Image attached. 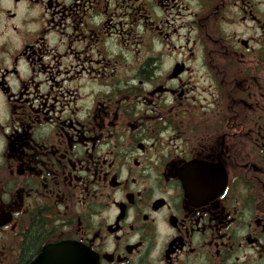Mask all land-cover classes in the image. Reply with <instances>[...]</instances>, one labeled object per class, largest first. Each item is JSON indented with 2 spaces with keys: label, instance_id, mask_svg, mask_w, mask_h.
<instances>
[{
  "label": "flooded vegetation",
  "instance_id": "obj_1",
  "mask_svg": "<svg viewBox=\"0 0 264 264\" xmlns=\"http://www.w3.org/2000/svg\"><path fill=\"white\" fill-rule=\"evenodd\" d=\"M13 2L41 5V0ZM193 3L201 6L199 12L189 11L185 0H46L45 26L31 43H24L21 38L19 54L27 61L33 77L37 73L46 76L50 85L47 92H42L46 81L30 78L32 86L22 84L21 91L11 93L9 99L13 112L23 113L27 106L35 120L55 118L59 121L60 143L64 147L62 150L44 149L35 143L29 144L30 138L22 124L20 133L9 145L10 154L21 162L15 165L13 172V166L0 160V195L8 196L5 205L0 204V264H33L45 248L65 242L88 249L91 264H95V256L102 257L100 264H121L126 257L114 255L113 260H108L107 256L113 254L98 251L97 235L88 233L85 221L69 209L76 200L94 199L98 187L116 186V178L109 172L112 164L95 155L103 137L111 141L123 130L135 133L148 125H151L150 134L156 135L166 130L161 121L171 125L172 133L165 144L152 147H168L174 152L163 174L165 178L168 175L179 178L183 197L178 205L182 218L178 215L172 219L179 221L178 227L187 223L185 236L188 231L207 234L204 247L211 264H227L233 257L236 264H240L236 253L245 248L250 249L252 255L243 264H264V51L249 50L248 40L240 41L241 50L233 51L231 42L224 39L218 27L219 20L231 24L238 17L241 23L254 24L264 33V14L258 12L252 0H239V4L237 0H193ZM186 12L193 19L177 25L176 21ZM92 15L103 19L94 25ZM185 27L189 31L181 48L194 63V49L201 43L203 65L208 71L201 75L199 67L176 64L175 68L195 75H190L179 89L155 88L144 97L146 106L152 107L163 92H169L173 104L166 111L131 121L123 111V104L132 99V95L117 92L118 98L111 105H97L91 127L86 128L78 121L60 120L65 93L59 89L64 88L71 96L68 83L75 84L83 75L89 80L98 77L103 82L109 75L114 77L119 66L124 71L136 70L138 75L147 77L154 59L152 40L170 42ZM69 28L70 33L66 31ZM12 32L18 34L19 29L13 28ZM53 34L64 38L65 50L52 57L53 64H48L44 59L50 55L47 37ZM109 40H113L118 49L113 59H109L104 50ZM77 44L82 48L77 49ZM170 46L176 49L175 44ZM5 51L6 45L0 41V53ZM125 54L131 57V63L126 62ZM69 58L75 64L65 67L63 61ZM10 71L18 76L17 67ZM169 78L179 79L175 69ZM204 80L209 81L206 86L200 83ZM213 83L217 96L210 99L209 89ZM197 91L205 94L204 102L198 95H190ZM0 93L8 94L3 87ZM35 101L39 103L33 106ZM209 103L214 107L209 108ZM157 106H163L162 101ZM86 131L89 134L86 135ZM198 134L200 139H197ZM77 146L83 151L74 159ZM89 147L92 152L88 151ZM137 147L143 152L147 146L138 144ZM136 163L138 166L139 162ZM233 176L237 178L235 183ZM199 183L202 186H198ZM241 187L249 190L247 198L239 191ZM225 191L228 196L223 195ZM236 198L252 210L250 231L243 237L242 244L227 230L238 223L237 210L230 203V199ZM196 208H199L198 215L194 213ZM12 211L19 214L11 215ZM65 218L68 230H65ZM32 235L39 237L25 258ZM188 243L178 236L169 244L168 251L185 249L195 256L197 249L188 247ZM134 255L135 252L128 253V256Z\"/></svg>",
  "mask_w": 264,
  "mask_h": 264
},
{
  "label": "clouds",
  "instance_id": "obj_2",
  "mask_svg": "<svg viewBox=\"0 0 264 264\" xmlns=\"http://www.w3.org/2000/svg\"><path fill=\"white\" fill-rule=\"evenodd\" d=\"M252 2L258 12L264 14V0H252ZM185 3L189 5V11L199 12L201 10V6L198 3H193V0H185ZM237 4H239V0H237ZM45 8L46 0H41V5L36 6H29L23 2L14 3L13 0H0V32L3 33L0 36V41L6 45V51L0 53V81H6V84H0V87L7 89L8 92L7 95L0 93V153H6L0 155V160L13 166V172L15 165L19 164L21 160L10 154L9 145L20 133L22 124L24 133L27 132L30 138L29 144L35 143L38 146H43L44 149L55 147L62 150L64 147L60 143L62 136L60 135L59 121L55 118L35 120L27 110V106L23 113L13 112V103L9 99L11 93L21 91L22 84L31 87V79L46 81L41 88L42 92H47L50 85L46 76L37 73L33 77L27 61L19 54L22 47L21 38L24 43H31L34 38H38L41 28L45 26L44 20L48 16L47 11H44ZM41 14L43 18H41ZM157 14L161 13L157 12ZM102 19V16L92 15L91 23L99 24ZM191 19L193 17L186 12L176 23L177 25L184 24ZM218 27L224 39L231 42L233 51L241 50L240 41L243 40H248L251 46L249 50L254 48L258 53L264 51V33L256 25L249 24L247 21L241 23L237 17L236 22L231 24L219 20ZM13 28L19 29V33H13ZM66 31L70 33L71 29H66ZM188 31L187 27L181 28L179 33L167 43L159 38L152 40L151 54L154 59L150 75L147 77L138 75L136 70L124 71L123 67L119 66L116 69V75L114 77L109 75L103 82H100L98 77L89 80L87 75H83L75 84L68 83L67 90L72 91L71 96L67 95L64 88L59 89V92L65 93V99L61 101L64 104V111L60 114V120L78 121L86 128L91 127L93 113L97 105L99 103L111 105L118 98L117 92L121 95H132V99L123 104V111L127 114V119L131 121H138L142 116L166 111L167 107L173 104V96L169 92H163V96L152 107L146 106L144 97L155 88L179 89L183 82L189 80L190 75H195V73L190 74L175 68L176 64L183 63L187 68L199 67L201 75L208 71L203 65V45L201 43L198 42L194 49L196 53L194 63L193 60L187 58L186 51L181 48ZM250 37H255V39H250ZM47 41L50 55L44 59L46 63L53 64L52 57L64 52L65 41L62 37H55V34L49 35ZM171 44L176 45L175 50L170 46ZM75 47L80 49L82 45L77 44ZM104 50L109 59H113L118 51L113 40L106 43ZM14 60L18 63L14 64ZM125 60L127 63H131V57L127 54H125ZM69 64H75V61L70 58L63 61L65 67ZM13 67L19 69V78L10 71ZM174 69L176 77L179 79L169 78ZM208 82V80L200 81L205 86ZM209 92L212 94L210 99H215L217 96L215 83ZM190 95H198L201 102H204L205 94L197 91ZM161 101L163 106L158 107L157 105ZM38 103L35 101L33 106ZM208 107L212 108L214 105L209 103ZM160 123L166 130L159 131L156 135L150 134L151 125H148L139 128L135 133L123 130L111 141L107 136L103 137L95 155L112 164L109 172L116 178V186L96 188L94 199L76 200L69 210L85 221L88 233L97 235V239L100 241L98 251L113 254L107 256L110 261L115 255L126 257L121 261V264H211L208 250L204 247L208 238L207 234L188 231V235L185 236V231L188 230L187 223L178 227L179 221L172 219L178 215L182 218L178 205L181 204L183 197L178 186L179 178L174 179L169 175L165 178L163 174V169L174 152L170 151L168 147H152L165 144L169 134L172 133L171 125H168L166 121ZM85 134L89 133L86 131ZM197 139H200L199 134ZM138 144H144L147 147L142 152L137 147ZM82 151L77 146L73 158L82 155ZM88 151L92 152V148L89 147ZM137 161L139 162L138 166ZM80 174L83 175V173ZM236 179L233 176L232 182L235 183ZM239 191L245 198L248 197L249 190L247 188L241 187ZM223 195L228 196L229 193L225 191ZM233 195L235 196V193ZM6 200H8L7 194L0 195V204L5 205L4 201ZM129 201L132 202L129 203ZM230 203L237 210L238 223L229 226L227 230L235 240L242 244L243 237L247 236L250 231L248 224L251 222L252 210L250 207L244 206L243 201L239 198L230 199ZM122 210L123 215H121ZM198 210L199 208L194 209V213L197 215L199 214ZM13 214H19V211H12L11 215ZM64 226L65 230H68L67 218L64 220ZM178 236L184 237L189 242L188 247L197 249L195 256L189 255L185 249L177 248L171 252L168 251L169 244ZM130 246H136V248ZM86 250L89 252L88 249ZM131 252H135L136 255L128 256V253ZM165 253H167V257ZM236 255L239 256L240 264H243L252 253L250 249L245 248L238 251ZM95 257V264H100L102 257ZM227 264H236L235 257L230 259Z\"/></svg>",
  "mask_w": 264,
  "mask_h": 264
},
{
  "label": "water",
  "instance_id": "obj_3",
  "mask_svg": "<svg viewBox=\"0 0 264 264\" xmlns=\"http://www.w3.org/2000/svg\"><path fill=\"white\" fill-rule=\"evenodd\" d=\"M198 186L202 184L199 183ZM90 257L88 251L82 246L65 242L45 248L33 264H91Z\"/></svg>",
  "mask_w": 264,
  "mask_h": 264
},
{
  "label": "trees",
  "instance_id": "obj_4",
  "mask_svg": "<svg viewBox=\"0 0 264 264\" xmlns=\"http://www.w3.org/2000/svg\"><path fill=\"white\" fill-rule=\"evenodd\" d=\"M35 234H36V232H35ZM36 235H37V234H36ZM36 235H34V237H33V235H32V237H33V238H32V242L29 244V246H28L27 249L25 250V252H24V257L30 254L31 249H33L35 243L37 242L39 236H36ZM25 258H26V257H25Z\"/></svg>",
  "mask_w": 264,
  "mask_h": 264
}]
</instances>
